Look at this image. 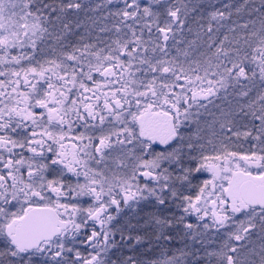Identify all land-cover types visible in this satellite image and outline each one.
<instances>
[{
  "label": "snow or ice",
  "instance_id": "6c2138e0",
  "mask_svg": "<svg viewBox=\"0 0 264 264\" xmlns=\"http://www.w3.org/2000/svg\"><path fill=\"white\" fill-rule=\"evenodd\" d=\"M0 264H264V0H0Z\"/></svg>",
  "mask_w": 264,
  "mask_h": 264
}]
</instances>
